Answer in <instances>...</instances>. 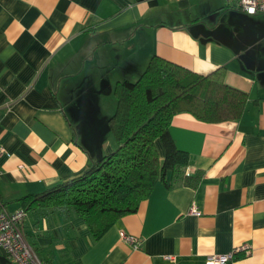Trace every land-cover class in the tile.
Returning a JSON list of instances; mask_svg holds the SVG:
<instances>
[{
    "label": "crops",
    "instance_id": "1",
    "mask_svg": "<svg viewBox=\"0 0 264 264\" xmlns=\"http://www.w3.org/2000/svg\"><path fill=\"white\" fill-rule=\"evenodd\" d=\"M152 55L200 74L225 66L248 95L238 119L172 116L199 181L157 182L98 238L72 206L38 207L19 224L24 237L51 264H205L244 243L234 264L264 262V12L225 0H0V207L112 152L114 86ZM0 264H15L1 245Z\"/></svg>",
    "mask_w": 264,
    "mask_h": 264
},
{
    "label": "trees",
    "instance_id": "2",
    "mask_svg": "<svg viewBox=\"0 0 264 264\" xmlns=\"http://www.w3.org/2000/svg\"><path fill=\"white\" fill-rule=\"evenodd\" d=\"M225 74V66L200 74L152 55L135 80H120L114 86L115 109L108 126L117 147L81 174L20 197L21 207L30 211L72 206L98 238L120 216L136 211L157 182L166 187L196 184L200 174H185L189 154L176 145L170 121L181 111L206 122L238 119L248 95L228 85ZM33 250L41 264H51Z\"/></svg>",
    "mask_w": 264,
    "mask_h": 264
},
{
    "label": "built area",
    "instance_id": "3",
    "mask_svg": "<svg viewBox=\"0 0 264 264\" xmlns=\"http://www.w3.org/2000/svg\"><path fill=\"white\" fill-rule=\"evenodd\" d=\"M228 4L236 5L241 11L246 14H257L264 12V0H225ZM3 148L0 147V152ZM185 174H190V169L186 167ZM190 212L198 214L199 211L192 205ZM26 211L20 207L13 211H7L4 207H0V245L5 249L6 253L15 264H41L40 259L33 250L31 244L24 237L19 226ZM120 237L136 248L140 245V238L126 233L123 230L119 231ZM247 244H241L232 250L224 253H216L206 258L205 264H234V256L236 251L246 249ZM166 258L173 260V255H166ZM257 264H264L260 262Z\"/></svg>",
    "mask_w": 264,
    "mask_h": 264
}]
</instances>
